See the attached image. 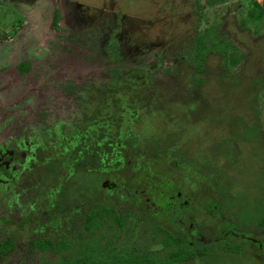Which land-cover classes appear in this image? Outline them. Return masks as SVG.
<instances>
[{
  "label": "rangeland",
  "instance_id": "1",
  "mask_svg": "<svg viewBox=\"0 0 264 264\" xmlns=\"http://www.w3.org/2000/svg\"><path fill=\"white\" fill-rule=\"evenodd\" d=\"M0 71V147L27 152L0 170V264L160 260L168 232L202 249L181 264H264V0H0ZM80 142L123 182L58 213ZM100 204L122 224L86 228Z\"/></svg>",
  "mask_w": 264,
  "mask_h": 264
},
{
  "label": "flooded vegetation",
  "instance_id": "2",
  "mask_svg": "<svg viewBox=\"0 0 264 264\" xmlns=\"http://www.w3.org/2000/svg\"><path fill=\"white\" fill-rule=\"evenodd\" d=\"M59 21H58V23H59ZM150 23H151V21H150ZM52 29H56V28L52 27ZM112 44L110 46L111 54H110L109 58L111 59V61L117 62L120 59V53H119V49H118L119 44H118V42H115L113 45ZM112 47H114L113 50H112ZM116 70L117 69L114 66V71H116ZM49 139L51 140V143L56 144L57 143V142H55L56 140L58 141V143H60V138L56 135H54L53 137L51 136ZM17 141H18V143L20 142L18 136L15 138V140L13 142L16 143ZM5 143H7V140L4 138V144ZM43 149H46V147L45 148H42V147L38 148V153H36L35 160L33 161L36 168L39 167V165H40L39 160H41V158H43V159L50 158V159L55 160L54 158H52L51 153L48 150L45 151ZM71 151H72L73 156L75 158V159H73V161L69 162L73 165V170L69 172V175L66 178H63L64 180L62 179V182L60 185L64 186L66 183H73V184H75V187H77L78 186L77 182H79V181H81V182L86 181L87 182V178L93 177L94 183L96 185L95 186L96 189H95L94 193H89L88 197L86 196L87 198L83 199V201L87 200L91 196L100 195L101 192H103L102 191L103 189L102 188L99 189L97 186L98 185L97 183H99V182L102 184V182L109 180L110 178H112V180H116L117 182H118V179H119V182H123V178L120 177L121 175H123V173L114 172L115 173L114 175L112 174L111 176H109V172L107 173V171L102 170L101 168H98L97 164H99V158H100L99 154L88 151V149L83 146L82 142H80L79 144H76ZM59 154H60V152H58V154L56 153L55 155L57 156ZM25 155H27V152L24 149L23 150L20 149V150L16 151L15 149L12 148L9 151H6V148L4 146L0 147V170L5 171V170L10 169L11 166L15 162H18V163H21V165H24L26 162ZM37 155H38V157H37ZM51 161L49 160V162H48L49 166L52 165V164H50ZM41 162L44 163L42 160H41ZM41 167L43 169L42 170L43 173H39V174L43 175V174H48L50 172V168L47 167V169H45L43 166H41ZM54 167H55V165H54ZM58 167H60L59 163L57 165V168ZM74 167H75V169H74ZM98 169H100V170H98ZM117 176L119 178H116ZM117 182H115L116 186H119V184ZM120 188H122V187H119V189ZM119 189H116V190L110 189L107 192L112 193L113 190L115 192H117V191H119ZM137 189H138L137 186H134L133 193H135V191H137ZM127 190L129 192H132V189L130 187H128ZM60 193L61 192L58 191L57 198L60 197V196H58ZM79 200H78V202L72 201L71 203H66L62 207L59 208L60 203L62 202L61 197H60V199L55 200L54 206H55V209L57 210L58 213H65L66 210L70 211L69 209H71V207L74 208V206L75 207H78L79 205L81 206L82 202L80 203ZM56 207H58V208H56ZM49 213H51V212L47 210L44 212L43 215H46ZM86 213L84 214L85 219H86ZM192 245H194V244H192Z\"/></svg>",
  "mask_w": 264,
  "mask_h": 264
},
{
  "label": "trees",
  "instance_id": "3",
  "mask_svg": "<svg viewBox=\"0 0 264 264\" xmlns=\"http://www.w3.org/2000/svg\"><path fill=\"white\" fill-rule=\"evenodd\" d=\"M60 13L58 11H55L52 19V27L57 28L58 21H59ZM89 177V176H88ZM69 185V183H68ZM77 187H75V184L71 183L69 186L70 193L72 197V200H77L78 198L86 199L88 197L89 193H94L96 189V185L94 183V178H87L86 181H79L77 182ZM68 189V190H69ZM63 188H61L59 191L62 192ZM87 196V197H86ZM79 200V201H80ZM217 211V210H216ZM118 211L114 208V205L110 204H100L96 207L91 208L86 213V219H85V227L90 228L91 225L94 223L95 218L98 216L104 217V214H108L110 217L112 216L119 224H122V215L117 214ZM169 235L168 240H166V243H172V242H178V246L171 250L166 258L160 259V260H154L148 254H142V255H131L128 258H115L114 260H111L108 264H181L180 261L182 259L186 258H194L198 255L202 254V249L199 245L194 244H186L182 237L176 236L172 232L167 233ZM13 244V236H7L3 241H0V257H3L5 254L9 252ZM30 244L34 247L46 249H61L68 245V241L65 238L57 239L53 241L50 237H44L39 239H32L30 241ZM86 264H96V260H90L86 262Z\"/></svg>",
  "mask_w": 264,
  "mask_h": 264
},
{
  "label": "crops",
  "instance_id": "4",
  "mask_svg": "<svg viewBox=\"0 0 264 264\" xmlns=\"http://www.w3.org/2000/svg\"><path fill=\"white\" fill-rule=\"evenodd\" d=\"M0 73H2V71H0Z\"/></svg>",
  "mask_w": 264,
  "mask_h": 264
}]
</instances>
